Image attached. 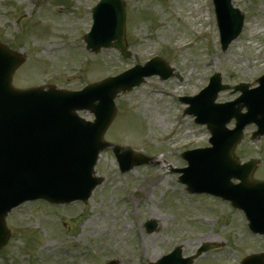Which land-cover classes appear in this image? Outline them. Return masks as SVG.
I'll return each mask as SVG.
<instances>
[{"label": "rangeland", "instance_id": "rangeland-1", "mask_svg": "<svg viewBox=\"0 0 264 264\" xmlns=\"http://www.w3.org/2000/svg\"><path fill=\"white\" fill-rule=\"evenodd\" d=\"M98 1L0 0V41L27 55L13 84L80 90L153 57L164 59L181 79L155 76L121 94L105 136L155 164L122 174L112 150H106L95 168L104 183L88 202L38 201L14 209L6 218L11 238L0 250V264H150L175 246L190 257L206 243L218 248L192 264H238L249 253L264 252V236L249 231L243 212L215 197L189 194L173 171L187 167L183 152L209 146L210 139L205 126L184 115L180 97L198 94L216 72L223 84L251 87L264 74V0H233L245 14V26L225 52L212 0H125L132 53L127 60L115 49L86 50L83 40ZM238 96L222 91L217 101ZM255 130L246 129L236 155L243 162L259 160L254 178L264 180V137L253 141ZM147 221L157 224L156 232H146Z\"/></svg>", "mask_w": 264, "mask_h": 264}, {"label": "water", "instance_id": "water-1", "mask_svg": "<svg viewBox=\"0 0 264 264\" xmlns=\"http://www.w3.org/2000/svg\"><path fill=\"white\" fill-rule=\"evenodd\" d=\"M214 1L226 50L241 32L243 16L233 10L231 0ZM93 13L94 27L85 38L88 49L98 53L103 47L115 48L129 58L123 0H102ZM23 62L21 55L0 45V249L9 240L5 217L24 201L87 200L102 181L93 177L94 166L99 154L109 147L103 142V135L116 115L114 99L119 93L139 86L144 77L158 74L167 80L174 75L167 64L156 59L80 93L53 87L48 91L42 88L19 91L11 82L13 73ZM260 83V88L251 91L246 84L235 87V91L243 93L241 98L234 103L217 105L218 92L229 88L221 85L217 74L199 96L183 99L191 105L185 113L196 116V123L207 124L213 148L187 152L184 156L190 166L180 171L184 173L180 180L188 185L191 193H210L231 201L246 213L250 229L264 234V182L252 179L257 161L241 165L234 156L248 124L258 126L254 139L264 136V78ZM78 109L93 112L95 122L81 120L76 113ZM233 118L237 120V127L230 131L227 124ZM113 148L123 170L148 162L131 149ZM232 179L240 183L234 185ZM146 227L148 231L154 229L151 223ZM191 260H182L177 249L158 264H190ZM242 264H264V254L247 258Z\"/></svg>", "mask_w": 264, "mask_h": 264}]
</instances>
